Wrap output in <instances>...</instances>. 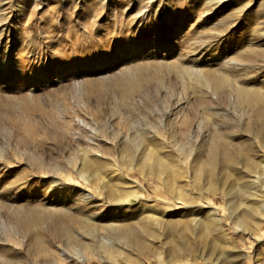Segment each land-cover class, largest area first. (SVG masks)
<instances>
[{"label": "rangeland", "instance_id": "1", "mask_svg": "<svg viewBox=\"0 0 264 264\" xmlns=\"http://www.w3.org/2000/svg\"><path fill=\"white\" fill-rule=\"evenodd\" d=\"M257 128L264 0H0V264H264V223L226 225L217 248L192 220L206 201L234 209L195 179L197 160L216 147L236 150V172L264 162ZM145 142L182 195L123 163L125 144L136 157ZM261 177L245 194L253 212ZM134 184L130 204L114 203ZM155 196L186 207L164 213Z\"/></svg>", "mask_w": 264, "mask_h": 264}, {"label": "bare ground", "instance_id": "2", "mask_svg": "<svg viewBox=\"0 0 264 264\" xmlns=\"http://www.w3.org/2000/svg\"><path fill=\"white\" fill-rule=\"evenodd\" d=\"M260 128H257V131H256V135L258 137L259 148L261 149V153H260V155H258V157H260V159H262L264 161V134L261 133ZM214 141L215 140H213V139L209 140L211 145H213L215 143ZM125 145L124 146L122 145L123 146L122 147L123 157H124L123 163L128 167L129 170H132V168L137 166L136 168H137V171L139 172L140 175H142V176H148L149 175L150 180H148V181L152 180L151 182L153 184H155V186H154L155 189L153 190L154 193H156V191H158V190L160 191V194H166V193L169 194V193H172L173 191H175V193H177L178 195H182L181 190H183V189L181 187H178V185L170 184L167 187L164 186L163 176L166 175V177H167L168 173L171 174L172 176L174 174V170L172 171L170 169L169 164L165 160L166 155L165 156L160 155L156 150L154 151L152 147H149L148 142H145L144 145H145L146 151L143 150L140 156L134 157L135 154L133 156L131 155V153H133L134 150L132 149L133 151H131L130 148L128 146H125ZM134 148H135V151H139L138 146H135ZM149 159H151V161H149ZM243 159H244V165H243L244 170H242V171L237 170V172H236L234 170H236V164L239 161V160H237L236 150L234 148H231L229 150H220L216 147H213V148H209L207 150V152L203 158H199L197 160L199 167H198V169L194 168V170H193V173H194L193 175H194L195 179L199 178V175H202V178L205 179V183L203 186V187H205V189L212 190L214 188H219V193L223 197H225L226 200H228L230 202L234 201V209L235 210L232 209L231 211H228L227 214L224 213V210H221L219 207L214 206V204L212 202L206 201L204 203L198 204L199 207H201V209H206V211L204 213V217L198 219V217H196V215L192 216V220L194 221V223L196 222L197 225L199 226L198 230L201 232V234H203L205 236H211L210 242L213 246H216V247H217V245H219L220 242H223V244H227V242H228L227 241L228 237L226 236V233H225V228H226L225 226L226 225H229V226L233 225V226H237V227L242 226L241 228L247 229V228L253 227L255 225L258 226V225L264 223V199H261L259 201L260 204H258L259 205L258 211L253 212L252 210H250L249 205H247V203H246L247 195L250 194V192L248 191L249 193L245 196L246 190L251 189L250 184L258 182L259 179L262 178L261 176H263V178H264V162L257 160V159L254 160L250 156H246ZM215 164H220L221 168H223V170L225 172V174H223V176L220 178L215 177V175L211 172L213 169V166ZM204 165H206V167H207L206 170L203 171V168H201V172H200V166L203 167ZM239 169H241V168H239ZM197 171H198V173H197ZM93 172H94V176L96 178H99L101 176V171L98 170L97 168ZM111 172L114 173L113 175H115V174L118 175V177L116 178V182H115L117 184L118 183L124 184V183H126L125 179L128 180L126 178V176L124 177V175L121 171V167H119V166H116L115 169H111L108 171V173H111ZM241 176H244V177L247 176L250 179H248L246 181L244 180L243 182H238V183L232 182L234 179H237ZM132 182H134V181H132ZM174 182H176V180L173 177V183ZM137 185L138 184H134V185L126 187V188H124L123 186L119 187V186L115 185L117 187L114 188V192L116 195V197H115L116 200H113L114 203H117L118 205H121V206L122 205L125 206L126 204H130L131 198L133 196H135L137 193V190H139V187H138L139 185L138 186ZM142 189H143V191L140 193L141 198H146V199L149 198V195L146 193L144 188H142ZM110 192L111 193L109 195H114V194H112V193H114V192H112V190ZM154 201L164 205V208L162 210V212H164V213L172 212V210L170 211L171 208L173 209V211H176L179 208L183 209L186 207V203L183 201H181L180 204H176L174 202L172 203V202L168 201L163 196L159 197V198L156 197ZM235 201L237 202L236 204H235ZM144 204H146V203L141 204V206H143L142 208L152 206L150 204H148V205H144ZM256 204H257V202H256ZM142 208H141V210H142ZM150 213H151L150 215H154L153 213H156V212L150 211ZM162 215H164V214H162ZM162 215H160V216H162ZM223 215H226L227 219L229 220V223H224ZM128 235H129V232H128Z\"/></svg>", "mask_w": 264, "mask_h": 264}]
</instances>
